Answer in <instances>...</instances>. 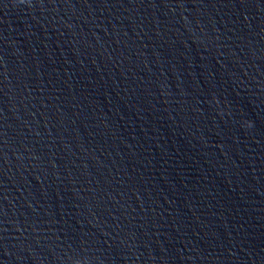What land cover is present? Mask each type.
Returning a JSON list of instances; mask_svg holds the SVG:
<instances>
[{
  "label": "water",
  "instance_id": "1",
  "mask_svg": "<svg viewBox=\"0 0 264 264\" xmlns=\"http://www.w3.org/2000/svg\"><path fill=\"white\" fill-rule=\"evenodd\" d=\"M0 264H264V0H0Z\"/></svg>",
  "mask_w": 264,
  "mask_h": 264
}]
</instances>
